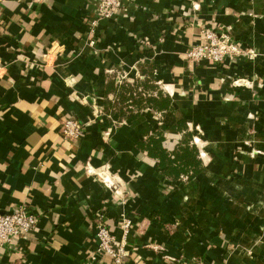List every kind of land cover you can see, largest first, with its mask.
I'll use <instances>...</instances> for the list:
<instances>
[{
	"label": "crops",
	"instance_id": "crops-1",
	"mask_svg": "<svg viewBox=\"0 0 264 264\" xmlns=\"http://www.w3.org/2000/svg\"><path fill=\"white\" fill-rule=\"evenodd\" d=\"M98 4L0 1V212L39 214L0 264H109L97 220L121 238L123 216L125 264H264V0H128L92 30ZM224 27L241 55L188 59L202 28ZM145 74L171 109L132 116L125 82ZM179 122L202 162L191 177L138 144L163 124L174 148ZM105 165L117 191L91 173Z\"/></svg>",
	"mask_w": 264,
	"mask_h": 264
},
{
	"label": "built area",
	"instance_id": "built-area-1",
	"mask_svg": "<svg viewBox=\"0 0 264 264\" xmlns=\"http://www.w3.org/2000/svg\"><path fill=\"white\" fill-rule=\"evenodd\" d=\"M1 1V0H0ZM128 0H99L98 11L94 17L89 19L92 30H96L99 20L102 18L114 17L125 7ZM94 40H90L93 43ZM243 53L237 40L233 37L230 27L221 30L202 28L201 40L187 51V57L192 62L208 60L210 62H223L227 57L234 58ZM83 123L77 118L69 115L61 120L60 131L63 137L70 141H77L84 132ZM91 173L100 178L102 183L108 188L117 191V184L110 174L108 165L100 169H91ZM38 212L32 211L26 205L0 212V246L6 247L16 244L22 240L29 232H32L39 219ZM123 234L117 238L112 234L104 221L97 220L96 235L99 239L98 251L103 254L109 264H125L128 248L125 237L129 232L131 220L123 216Z\"/></svg>",
	"mask_w": 264,
	"mask_h": 264
},
{
	"label": "trees",
	"instance_id": "trees-1",
	"mask_svg": "<svg viewBox=\"0 0 264 264\" xmlns=\"http://www.w3.org/2000/svg\"><path fill=\"white\" fill-rule=\"evenodd\" d=\"M151 82L150 74H145V78L134 86H129V83L125 82V98L128 99L124 108L126 113L132 116L137 115L145 107H151L162 114L171 109L170 98L154 95L150 89ZM178 128L182 132V138L172 149L167 148L164 144L166 126L163 124L149 138L138 144L141 149L147 150L150 155L159 159V165L165 167L168 176L191 177L201 170L202 162L198 156L197 146L191 141V134L184 122H179Z\"/></svg>",
	"mask_w": 264,
	"mask_h": 264
}]
</instances>
